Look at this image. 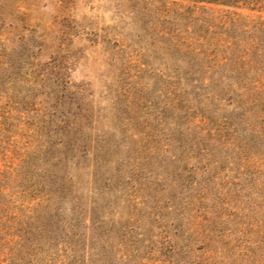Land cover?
I'll return each instance as SVG.
<instances>
[{"label": "rangeland", "instance_id": "374dc122", "mask_svg": "<svg viewBox=\"0 0 264 264\" xmlns=\"http://www.w3.org/2000/svg\"><path fill=\"white\" fill-rule=\"evenodd\" d=\"M261 2L0 0V264H264Z\"/></svg>", "mask_w": 264, "mask_h": 264}, {"label": "trees", "instance_id": "16d2710c", "mask_svg": "<svg viewBox=\"0 0 264 264\" xmlns=\"http://www.w3.org/2000/svg\"><path fill=\"white\" fill-rule=\"evenodd\" d=\"M198 5H214V6H224L229 8H246L252 11H255V9H260L263 6L262 0H190ZM251 7L253 9H251ZM233 24L226 26V29H231ZM246 29V27H245ZM248 30V29H247ZM256 33L249 42V47L253 50L250 52V54H255V56H259L263 60L260 61V58L258 59V62L260 63L264 61V22H259L256 24ZM232 45V44H231ZM249 50V49H248ZM246 50V51H248ZM250 51V50H249ZM252 63H254L252 61ZM250 66V65H248Z\"/></svg>", "mask_w": 264, "mask_h": 264}]
</instances>
